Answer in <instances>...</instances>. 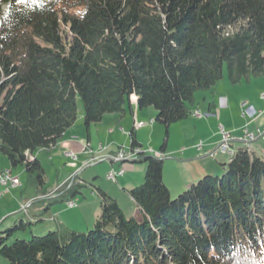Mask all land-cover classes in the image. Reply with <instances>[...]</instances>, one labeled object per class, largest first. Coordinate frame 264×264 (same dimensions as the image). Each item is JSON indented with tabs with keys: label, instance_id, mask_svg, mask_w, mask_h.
<instances>
[{
	"label": "trees",
	"instance_id": "16d2710c",
	"mask_svg": "<svg viewBox=\"0 0 264 264\" xmlns=\"http://www.w3.org/2000/svg\"><path fill=\"white\" fill-rule=\"evenodd\" d=\"M224 67L233 85L264 77V0H0V155L23 168L45 211L86 184L74 176L43 192L34 155L74 124L77 97L86 130L131 100L167 129L191 116L195 92L211 90ZM128 136L130 162L145 163L143 181L125 188L141 219L93 185L91 229L58 221L40 236L1 237L8 264H264V157L238 148L221 174L171 197L163 157L139 147L134 126ZM166 141L167 130L161 150Z\"/></svg>",
	"mask_w": 264,
	"mask_h": 264
},
{
	"label": "rangeland",
	"instance_id": "374dc122",
	"mask_svg": "<svg viewBox=\"0 0 264 264\" xmlns=\"http://www.w3.org/2000/svg\"><path fill=\"white\" fill-rule=\"evenodd\" d=\"M47 1H52V0H47ZM224 84L233 87V85L228 80L227 71L225 67L223 70L222 78L211 90H198L195 92L194 94L195 99H194V103L191 105V109L193 110L195 108H199L201 112L206 113L207 111H205V107H207L209 101H212L210 100L212 93L216 90L217 87L223 88ZM235 85H239L238 87L240 88L243 87V90L240 89L239 93L242 90V91H248L249 93L253 94L255 97L254 99L257 100V104L256 103L251 104L249 101L245 102L243 100H240L239 103L236 104L237 106L235 108H231V110L225 111L226 121L224 120L222 121L223 123L221 124V127L225 131L232 133V136H237V133H241L242 129L245 128L252 129L254 124L255 126L258 125L259 127H262L263 126L262 120L264 119L262 116L260 117V119L258 118L259 119L258 121L256 120H254L255 122L252 121L254 115L264 114V102L260 97V93L264 92V77H255V78H250L248 80L243 79L240 83ZM76 101H77L78 109H77V119L74 122V124L79 125L83 133L85 132V135H87L85 125L83 123V104L79 97H77ZM242 102H245L246 104L244 107L241 106ZM134 105L133 108L137 109L136 108L137 106ZM250 106H252V108L256 113L254 114L248 113L247 108ZM125 107H127V105ZM142 111H147V113H153L152 115H149V117L142 116L141 118L135 120L136 123L137 122L146 123L141 126V129L136 130L137 140L142 144L141 145V148L143 147L142 150L152 154H154V152L160 154L159 153L161 152L160 146L163 142V138L166 135V130H167V141H166L167 145L175 144V140L172 141L169 135V127L171 126V124L166 129V127L163 124L156 122L154 120L155 109L152 106L142 108ZM194 111L195 110H193L192 112ZM258 111L261 112L259 113ZM126 115L127 117L130 118V120H132L128 108H126ZM260 115H258V117ZM190 117H194V116L191 115ZM129 118H127V120ZM121 124L122 123H120V125L119 124L114 125L115 128L111 126V127H107L106 129L107 135H109L108 128L111 129L118 128L117 133L119 137H117L116 144L114 145L107 144L111 141V136L107 137L106 135L104 136L102 135V139L104 140L101 141V143L104 142L102 147L99 148L100 141H97L95 145H91L94 148L96 147L94 151H90L89 153L88 152L81 153L79 156H77L78 158L76 160L67 158L63 154L59 156L54 155L51 151H47L42 148H39L35 151V154L41 160L47 175V180L43 188V192L54 190L58 186L64 184V182H66L67 180H69V183H71L72 178L77 175H79L80 178L86 181V184L81 186L80 188L81 193L76 194V196L71 199L72 202H75L77 204L76 207L74 208H69L67 206L68 201H58L52 203L47 210L42 211L44 205L41 203H40L41 205H39V202L34 201L30 205H28L26 209L23 210L21 208V204L27 205L28 203L26 204V200L28 198L32 200L34 197H36L35 189L34 187L27 185L25 183V174L21 166L11 168L7 158L3 155H0V171L4 169L11 170L12 175L17 176L19 181L21 182V185L19 187L6 188L5 186L0 185V191L2 192V194L0 195V218L2 212L3 213L8 212L0 219V238L5 237L4 242L10 244L15 239H29L33 235L40 236L46 234L48 231L54 230L56 228L57 222L62 220H64L62 222H65L68 227L77 231H87L91 229L93 227L94 219L99 214V210H100L98 206V201L96 204L97 198H96V192L93 189V185L100 186L111 195H114L115 193L118 194L116 200L119 203V205L122 206L124 214H126L127 217L131 216L133 211H135V208L140 213V209L133 202L132 198L123 192L121 188L122 186L121 178H119L117 181H110L105 179L106 172L111 168V166L114 169H117L119 167H122L124 169L129 166L137 165V166H141L142 169L145 170V163L143 162L123 161L120 163L114 162L112 165L109 159L107 158L110 152L112 151L116 152L120 148L124 149L125 151L129 150L130 139L126 131L125 134L123 133V131L121 132V130H119ZM227 125L228 126L233 125L235 127H233V129H229L226 127ZM91 128H92V133L94 134L95 133L93 132L94 128L93 127ZM257 140H261V145H258V143L256 142ZM257 140L249 141V142H243V141L233 142L232 145L234 148L238 146L255 148L257 149L256 155L264 157V145H262V143L264 144V133ZM90 158H94V160L90 161ZM229 158L230 156L226 154L220 156L215 161V163L219 165V167L221 166L223 167L222 169H219L217 172H213L211 174H218V175L221 174L225 170L226 167L225 163L228 162ZM166 161L168 160L164 159L163 163ZM76 167L78 168L74 169ZM205 174L207 173L202 174L197 179L202 178ZM143 179L144 176L136 184L142 182ZM171 195H172L171 197H175L177 193ZM81 201L89 202L88 209L82 208L83 211L78 210V207H80L79 203ZM37 213H40L39 218H42L41 220H37L38 218L36 216ZM86 213L89 215L87 216ZM85 218H89L90 221L89 223L90 225L87 227L80 224L85 220ZM20 219H22L23 222L25 223L27 222L30 223L23 228H16L8 234L5 230L12 227L15 223H18ZM0 264H8L7 258H5L2 254H0Z\"/></svg>",
	"mask_w": 264,
	"mask_h": 264
},
{
	"label": "crops",
	"instance_id": "0c3cea01",
	"mask_svg": "<svg viewBox=\"0 0 264 264\" xmlns=\"http://www.w3.org/2000/svg\"><path fill=\"white\" fill-rule=\"evenodd\" d=\"M238 86L239 85H233V87H230L224 84L223 88L217 87L216 90L212 93V96L210 97L211 98L210 100L214 102V108L212 111H209L208 108L205 107V111L207 112L203 113L200 111L199 108H195L193 110L195 111L198 110L201 113L200 116H194V117H188L182 119L178 122L172 123L171 126L169 127L170 139H172V141L175 140V144L167 145L166 143L165 148L161 150V152H159L160 154H158L157 152H154V154L157 156H162L163 160L164 159L168 160L163 163L162 178L164 183L168 186L171 194L180 192L181 190L186 188V186H188L191 182L195 181L198 177H200L204 173H213V172H217L219 169H222L223 166L219 167V165H217L215 161L220 156H223V154L228 155L227 153L221 152L217 149V146L221 140L220 126L223 123L222 122L223 120L226 121L225 111H229L231 110V108H235L237 106L236 104L239 103L240 100H243L245 102L249 101L251 104L252 103L257 104V100L254 99L255 97L253 94L249 93L248 91H242L243 87L240 88ZM240 89L242 90L239 93ZM134 104L136 105L135 100L130 103V106L125 107V110L122 115H119L118 113L104 114L99 122L92 124L90 128L86 130L87 135H85V132L83 133L79 125L74 124L63 133L61 139L57 142V144L54 147H52L51 149H46V148H42V149L51 151L54 155L57 156L63 154L67 158L76 160L78 158L77 156H79L81 153H87V152L89 153L90 151H94L96 147L94 148L91 145H95L97 141H100L99 148L102 147L104 143V142L101 143V141H104L102 139V135L103 136L106 135L107 137L111 136V141L107 144L114 145L117 143V137H119L117 133L118 128L117 129L108 128L109 135H107L106 132L107 127L113 126L115 128L114 125L116 124L120 125V123H122L119 130H121V132L123 131V133H125L126 131L128 134L129 130L133 127V124L135 123L136 119L141 118L142 116L149 117V115L153 114V113H147V111H142V109H139L137 107H136L137 109H134L133 108ZM126 108H128L132 120H130V118L127 117ZM258 112L260 113L261 111ZM258 115L260 114L254 115L252 121L254 120L258 121L262 116L264 118V114L260 115L259 117ZM127 118L129 119L127 120ZM262 121L264 126V119ZM91 127L94 128L93 130V132H95L94 134L92 133ZM226 127L229 129H233V127L235 126L227 125ZM262 127H259L258 125L255 126L254 124L252 129L247 128L249 132H252L256 135V138L251 141H256L264 133V131L260 133L257 132V128H262ZM139 129H141V126L135 127V134H136V130ZM242 134L243 133L241 131V133H237V136H233L232 138L231 148L234 151L237 150L238 148H242V146H238L234 148L232 145L233 142H240V141L246 142L241 139ZM256 142L258 143V145H261V140H257ZM141 145L142 144L140 143L139 146L140 148ZM262 145L264 144L262 143ZM248 149L252 151L254 154H256L257 149L251 147ZM65 152L75 153L76 158L74 159L67 156ZM113 152L115 151H112L110 153ZM34 155L38 158L35 152ZM92 160H94V158H90V161ZM109 161L113 165V162L111 160ZM77 168L78 167L74 169ZM123 170H124L123 174L118 176L116 181L119 178H121V183H122L121 188L123 192L126 195H128L127 192L125 191V188H130L134 186L136 183H138L144 176V169H142L141 166L133 165L126 167ZM114 195L112 196L116 199V197H118L117 196L118 194L115 193ZM30 200L31 199L28 198L26 200V204L28 203V205H30L31 203H33L32 200L31 201ZM85 202L81 201L79 203L80 207H78V210H82V208L88 209L89 202L87 201ZM96 204H97V199H96ZM76 205L77 204L75 203L74 207H76ZM74 207H69V208H74ZM6 213L2 212L1 218ZM86 215L88 216L89 214L86 213ZM131 215L136 218H141L142 213L141 212L139 213L138 210L135 208V211H133ZM83 222H81L80 224L84 225L85 227L90 225L89 218H85Z\"/></svg>",
	"mask_w": 264,
	"mask_h": 264
},
{
	"label": "built area",
	"instance_id": "2783aa9c",
	"mask_svg": "<svg viewBox=\"0 0 264 264\" xmlns=\"http://www.w3.org/2000/svg\"><path fill=\"white\" fill-rule=\"evenodd\" d=\"M261 99L264 101V92L260 93ZM132 102V100H131ZM246 104L245 102L241 103V106L244 107ZM247 111L249 114H253L255 111L252 107H248ZM193 116H200L201 113L196 110L192 113ZM146 123L144 122H135L133 125L134 127H139L142 126ZM264 131V126L262 129H257V132ZM220 132H221V140L218 144V150L221 152H225L229 155L233 154V150L230 147V142L232 140V135L230 132L225 131L221 126H220ZM242 136L241 139L250 141L255 139L256 135L252 132H249L246 128L242 129ZM137 151V149L135 150ZM65 154L71 158H76V155L73 152H65ZM136 156V153L134 151H125L124 149H118L115 153L109 154L107 158L111 159L113 162H120L126 159H132L133 157ZM123 174V168L119 167L117 169L111 168L106 172L105 178L108 180L114 181L117 176H120ZM0 185L5 186L6 188L8 187H19L21 185L19 179L17 176H13L10 170H2L0 171ZM2 192L0 191V195ZM68 206H74V203L68 204ZM21 208H25L24 204H21Z\"/></svg>",
	"mask_w": 264,
	"mask_h": 264
},
{
	"label": "bare ground",
	"instance_id": "6f19581e",
	"mask_svg": "<svg viewBox=\"0 0 264 264\" xmlns=\"http://www.w3.org/2000/svg\"><path fill=\"white\" fill-rule=\"evenodd\" d=\"M71 203H73V202H72V201H69V202H68V204H71Z\"/></svg>",
	"mask_w": 264,
	"mask_h": 264
}]
</instances>
